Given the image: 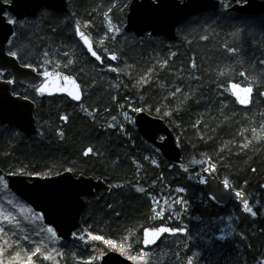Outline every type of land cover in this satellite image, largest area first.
I'll return each instance as SVG.
<instances>
[{"label":"trees","instance_id":"trees-1","mask_svg":"<svg viewBox=\"0 0 264 264\" xmlns=\"http://www.w3.org/2000/svg\"><path fill=\"white\" fill-rule=\"evenodd\" d=\"M130 1L68 0L64 13L43 9L36 17L15 23L7 50L40 71L54 69L74 76L81 85L83 99L79 104L56 96L40 100L36 112L38 133L33 137L16 133L19 138L14 129L0 126V167L11 172L14 170L7 164L16 165L22 167V174L42 176L71 169L75 174L101 177L114 189L103 198H87L75 236L61 239L53 237L49 229H54L43 223L40 213L2 181L1 202L5 196L11 197L39 223L29 216L17 230L0 226V264H28L27 257L36 248L40 252L32 256L33 264H100L99 257L111 250L128 259L135 257L131 261L136 264H180L178 258L183 251L193 257V264H243V256L256 258L264 249V124L259 114L250 117L236 116L230 110L227 114L214 111L212 120L198 123L208 108L207 101L216 102L218 93L230 100L232 107L249 114L253 102L243 109L229 91L230 83H241L245 77H227L222 65L231 63L243 68L240 61L262 49L264 15L232 12L228 10L229 1L222 0L218 11L200 13L179 26L176 39L149 34L139 37L123 30ZM188 24L193 32L183 37L182 29ZM76 25L92 37L103 63L86 52L76 37ZM122 36H131L133 42L120 45L118 39ZM31 53L33 58L27 61L25 56ZM113 55L116 60L111 59ZM261 81L263 85L255 90L254 98L264 95V75ZM177 89L184 98L175 102L171 97ZM60 100L62 107H58ZM121 107L134 115V108L144 109L164 119L182 146V163L163 158L135 125L124 124ZM164 112L171 115L164 116ZM65 116L67 121L61 119ZM88 148L92 151L84 156ZM155 153L157 164L135 165L131 157L143 161L142 155ZM75 158L79 162L68 168L69 160ZM209 159L218 165L221 179L227 178L249 195L256 217L234 201L216 203L197 186L194 174ZM194 160L205 163L193 164ZM179 187L185 189L182 196L188 201L186 213L181 212L179 221L170 216L154 220L149 194H169ZM139 188L144 191H137ZM229 206L236 208L240 218L234 235L220 240L215 234H207L204 224L208 218L228 214ZM166 221L173 227L186 226L187 231L166 236L145 250L143 230ZM92 235L102 240L93 241ZM103 240H112L114 247ZM71 251H92L95 257L89 259L79 253L72 262ZM45 256L50 258L46 260Z\"/></svg>","mask_w":264,"mask_h":264},{"label":"water","instance_id":"water-1","mask_svg":"<svg viewBox=\"0 0 264 264\" xmlns=\"http://www.w3.org/2000/svg\"><path fill=\"white\" fill-rule=\"evenodd\" d=\"M231 5L229 10L235 13L258 16L264 14V0H229ZM3 8L0 16V50L4 55H0V73L10 71L11 78L16 83L8 84V80H0V123L16 126L22 133L32 136L37 132V125L34 116L36 106L33 101L21 95L13 93V87L22 85L36 90L42 84H47V90L40 97L67 96L71 100L80 103L82 101V91L79 82L74 76L55 70H49L47 76L45 72L39 73L36 68L29 65H22L18 58L7 56V43L14 34V24L7 23L6 13H10L16 20L35 17L42 9H49L57 13H64L68 7L67 0H10L0 5ZM221 7V0H131L128 5L124 30L134 33L137 36H144L149 33L152 36H163L168 39L177 38L178 26L184 24L191 17L202 12H216ZM79 29V31H77ZM83 33V37L80 33ZM76 37L82 43L88 54L97 62L102 63V57L95 50L91 37L79 26L76 27ZM87 40V44L85 43ZM95 51L100 60H97L92 52ZM68 76L75 81V86L65 81L63 77ZM239 85L238 89H233L232 85ZM78 86V87H76ZM251 87L239 82L229 84V91L236 103L243 108H248L252 104L255 90L249 95V103L242 105L236 98L235 93L244 95L243 88ZM67 89L79 91L81 100L76 101L68 96ZM135 125L147 141L158 147L163 157L171 162L181 164L183 161V149L178 143L176 135L170 125L162 118L149 114L146 110L138 111L134 116ZM162 136V137H161ZM163 138V140L161 139ZM88 154L89 148L86 151ZM213 164L214 169L205 172L204 169ZM2 169L0 168V177ZM8 188L18 197L23 199L33 209L40 212L46 225L52 226L57 235L63 239L69 238L73 231L80 224L81 214L86 207V198L104 197L110 194L113 186L101 177L85 175L64 170L50 176L24 175L9 173L6 175ZM206 180L207 183H200ZM194 181L197 186L207 195H210L209 187L218 188L224 194L221 200H215L220 204H227L235 201L243 208V200L249 202V206L257 212L251 203L249 195L229 182L230 188H224L223 180L218 174V165L209 159L206 165L194 174ZM242 193V199L235 196V192ZM161 226V225H160ZM160 226L147 227L143 230L142 246L145 249L156 246L165 236H175L168 233L163 234L154 244L145 245L144 232ZM168 226V225H163ZM171 227V226H168ZM101 264H135L130 259L116 251L105 253L100 260ZM264 264V263H263Z\"/></svg>","mask_w":264,"mask_h":264},{"label":"rangeland","instance_id":"rangeland-1","mask_svg":"<svg viewBox=\"0 0 264 264\" xmlns=\"http://www.w3.org/2000/svg\"><path fill=\"white\" fill-rule=\"evenodd\" d=\"M193 32V28L191 24L185 25V27L182 29V35L183 37L189 36V34ZM105 36L102 37V40ZM120 45H126L131 44L133 42V38L131 36H122L119 39ZM104 41V40H103ZM103 41H98V43L102 46ZM262 49L254 52L253 57H250L248 60L240 61V65H242L243 68H240V66H233V64L226 63L225 65H222L224 67V72L227 77H245L240 80V82L243 85H249L252 86L255 90L260 89L263 85L261 81L262 75H264V43L261 46ZM46 56V55H45ZM43 56V60H46V57ZM33 56L32 53L25 56V59L27 61L32 60ZM238 68V69H237ZM243 73V75H241ZM257 87V88H256ZM223 94H216L215 99L216 102H208L207 101V110H204V112L201 113L202 117H200L199 122L204 121H210L212 120V115L214 111H217L219 113L224 114V112L229 111L231 108V101L221 98ZM62 98V97H61ZM173 101H180L182 98H184V94L181 93V91H176L174 95H172ZM63 100H60L58 103V107H62ZM217 103V104H216ZM264 95L261 94L258 97L253 99V106L249 111V114L252 116H255L256 114H259L258 119L262 122L261 124H264ZM121 117L123 119L124 124L134 125V114L127 110L122 109L121 110ZM124 113L128 114V118H125ZM65 115V112H64ZM122 130L124 127L121 128ZM182 130H185L184 127H181ZM180 129V130H181ZM15 133V132H14ZM15 135V134H14ZM125 137H128V135H124ZM180 144V143H179ZM181 145V144H180ZM153 148L157 150L156 147L153 146ZM146 160H149L153 164H157L158 160L155 157L147 156L145 158ZM74 162L71 161L68 165V168H71V164ZM7 166L11 167L14 171L13 172H20L19 169H22L20 166L16 165H10L7 164ZM48 167V166H47ZM49 168H51L49 166ZM48 168V169H49ZM4 184L6 185V182L4 180ZM182 193H177L175 190L172 193L169 194H163V195H150L152 205H153V219L154 220H160L163 219L165 216H170L173 220L179 221L180 219H176L175 214L180 213L181 218V212H183L184 205L176 204L174 203L175 200L183 198ZM184 199V198H183ZM185 200V199H184ZM180 209V211L178 210ZM157 213H163V216H158ZM31 217L35 224L39 223V220L36 216H32L28 209L17 205L16 201H14L11 197L5 196L2 199V202L0 200V226L4 225V227L9 228L10 230H17L18 226L20 227L24 226V221L27 219V217ZM240 221L239 215L237 213V210L233 206L228 207V214L226 215H219L213 218H208L206 223L204 224V229H207V234H215V237L220 240H225L229 237H232L235 233L236 225ZM21 223V224H20ZM23 223V224H22ZM46 236V232H45ZM86 239V238H85ZM89 240V239H88ZM87 241V240H86ZM79 253L85 254L86 258L93 259L95 257V253L88 252V253H81V251H75L70 253L71 255V261L73 262L74 257L79 256ZM146 254L145 252L142 253ZM188 255L186 252H182L179 255L178 261L180 264H187ZM101 256L99 257V259ZM131 260V259H130ZM243 264H257V262L263 264L264 262V249L262 250V253L257 255L256 258L243 256L241 258Z\"/></svg>","mask_w":264,"mask_h":264},{"label":"snow or ice","instance_id":"snow-or-ice-1","mask_svg":"<svg viewBox=\"0 0 264 264\" xmlns=\"http://www.w3.org/2000/svg\"><path fill=\"white\" fill-rule=\"evenodd\" d=\"M9 2H10V0H9ZM157 2H158V0H157ZM2 4H3V0H0V5H2ZM226 7H227V6H226ZM2 13H3V8L0 7V16H2ZM7 23H9V24H15L16 21L13 20L11 17H9V18L7 19ZM77 31H79V29H77ZM109 31H111V29H109ZM116 31H119V29H116ZM80 35L83 37L84 34L81 32ZM85 43L87 44V40H85ZM89 51L92 52V55L95 56L97 60H100V56H98V55L96 54L95 51H92V47H91V45H89ZM230 51H234V50H233V49H230ZM0 55H4V53H3L2 50H0ZM45 55H47V53H45ZM65 55H67V53H65ZM7 56H11V57H13V58H16V57H17V53L14 52V51L9 50V51L7 52ZM111 59H112V60H116L117 57H116L115 55H113V56L111 57ZM45 63H48V61L45 60ZM67 63H68V64H71L72 61H71V60H68ZM262 63H264V61H262ZM193 66L195 67L194 64H193ZM112 71H116V69L113 68ZM241 75H243V73H241ZM45 76H47V72H45ZM63 79H64L65 81L70 82L72 85L75 86V81H74V80H71L70 77L65 76V77H63ZM6 83H8V84H14V83H16V81H15V80H8V81H6ZM47 87H48L47 84H42L41 86H39V87L36 89V91H38V92H40V93L43 94V93L47 90ZM76 87H78V86H76ZM232 88H233V89H238V88H239V85L233 84V85H232ZM66 91H67L68 96L72 97V99H74V100H76V101H80V100H81V95H80L79 91H75V90H72V89H67ZM176 91L178 92L179 89H177ZM240 91H242V92L244 93V95H240L239 92H236V93H235L236 98H237V100L239 101V103L242 104V105H245V104L249 103V95L252 93L253 89H252L251 87H247V88H243V89H241ZM138 110H139V109L134 108L132 111H133V112H136V111H138ZM157 111H159V110H157ZM124 115H125V118H128V114H127V113H124ZM163 115H164V116H170L171 113H169V112H164ZM61 119L67 121L68 117L65 116V117H62ZM112 119H113V120H116V117L113 116ZM112 126H113V125H109V127H112ZM63 135H64V134L61 132V133H60L61 138H63ZM161 139L163 140V138H161ZM245 147H247V145H245ZM91 151H92V150L89 149V152H91ZM87 154H88V153L86 152L85 155H87ZM203 163H205V161H202V160H194V161H193V164H203ZM214 167H215V166H214L213 164H209V167H208V168H205L204 171H205V172H208L210 169H214ZM68 171H71V169H68ZM184 171H185V172H188L189 170H188L187 168H184ZM2 180H3V177H0V181H2ZM200 183H207V181H206V180H201ZM223 186H224V188H230L229 180H228L227 178H225V179L223 180ZM137 191L143 192L144 189H143V188H139V189H137ZM175 191H176L177 193H182V192L185 191V189L182 188V187H179V188H176ZM209 192H210V194H211V198H212L213 200H221V199L224 198V194H223L222 192H220L218 188L213 189V188L210 186V187H209ZM235 196H236L237 198H241V199L243 198V197H242V193H241L240 191H236V192H235ZM174 203L184 205V209H183V211L186 213L187 208H188V201H187V200H184L183 198H181V199H177V200H175ZM202 203H203V201H202ZM243 210H244V212H246V213H250L252 216H255V215H256V213H255V212L252 210V208L249 206V202H248L247 200H243ZM157 215L162 217V216H163V213H157ZM175 216H176V219H180V213H176ZM196 219H199V217H196ZM186 231H187V227H186V226H185V227H178V228H175V227H168V226H163V225H161V226L158 227V228L150 229V230H146V231L144 232V236H145V238H146V239L144 240V244H145V245L154 244V243L156 242V240H157L158 238H160V237H161L163 234H165V233H168V234H170V235H175V234H177V233H181V234H183V233H185ZM49 232L52 233V236H53V237L56 236V233L53 232L51 228L49 229ZM73 235L75 236V234H73ZM80 239H83V237L81 236ZM91 239H92L93 241H101V240H102V237L99 236V235H92V236H91ZM103 243L106 244V245H108L109 247H114V243H113L112 240H103ZM38 252H40V248H36L35 251L32 253V255H28V257H27L28 264H33L32 256L35 255V254L38 253ZM177 255H178V254H177ZM49 258H50V257H47V256L44 257V259H46V260L49 259ZM129 258H130V259H135V257H129ZM187 264H193V257H188ZM257 264H259V262H257Z\"/></svg>","mask_w":264,"mask_h":264},{"label":"flooded vegetation","instance_id":"flooded-vegetation-1","mask_svg":"<svg viewBox=\"0 0 264 264\" xmlns=\"http://www.w3.org/2000/svg\"><path fill=\"white\" fill-rule=\"evenodd\" d=\"M10 76H11V73L9 71L5 72V73H2V74H0V80H9L11 78ZM14 92L15 93L19 92V94H22L24 97H27V98H29V99H31L32 101L35 102V104H36L35 115H36V112H37V109H38V103H39L40 100H42L44 98H41L37 94L36 90H34L32 88L20 86V85H17V86L14 87ZM0 126H2L4 128H7V129H14L15 133H19L23 137L25 136L15 126L7 125V124H0ZM26 137H28V136H26ZM31 137H33V136H31Z\"/></svg>","mask_w":264,"mask_h":264},{"label":"bare ground","instance_id":"bare-ground-1","mask_svg":"<svg viewBox=\"0 0 264 264\" xmlns=\"http://www.w3.org/2000/svg\"><path fill=\"white\" fill-rule=\"evenodd\" d=\"M78 25H76L75 26V33H76V27H77ZM80 27V26H79ZM86 32V31H85ZM186 37H188V36H186ZM92 38V37H91ZM40 56V55H39ZM255 90V89H254ZM234 99V98H233ZM236 102V101H235ZM77 103V102H76ZM81 103V102H80ZM77 104H79V103H77ZM237 104V103H236ZM238 105V104H237ZM233 105H231V109H230V111L231 112H233L234 113V115H236V116H239V115H242V116H246V115H248V116H250V117H252V115L251 114H248V113H246V112H243L242 110H239L238 108H235V107H232ZM239 106V105H238ZM240 107V106H239ZM241 108H243V107H241ZM249 108V107H248ZM123 108L121 107L120 108V112H121V110H122ZM243 109H246V108H243ZM224 114H227L226 112H224ZM120 115H121V113H120ZM122 130V129H121ZM16 134V133H15ZM117 135H119V133L117 134ZM16 136L17 137H19L17 134H16ZM128 137H129V135H128ZM141 137L146 141V142H148L152 147L154 146V147H156L153 143H151V142H149V141H147L142 135H141ZM20 138V137H19ZM157 148V150L158 151H156L155 149V151L158 153V154H160L162 157H163V155L160 153V151H159V149H158V147H156ZM157 153H155V156L154 155H142V158H143V161H141V160H139V159H137V158H134L133 156H131L132 158H133V161H134V163H135V165H141V164H143L144 162H150L149 160H146L145 158L147 157V156H150V157H155V158H157ZM90 154V153H89ZM84 156H85V152H84V154H83ZM164 158V157H163ZM71 161H73L74 163H77V162H79V159L77 158V160H76V158L75 159H71V160H69V163L71 162ZM151 194H149V196H150ZM157 195H161V194H157ZM163 195V194H162Z\"/></svg>","mask_w":264,"mask_h":264}]
</instances>
